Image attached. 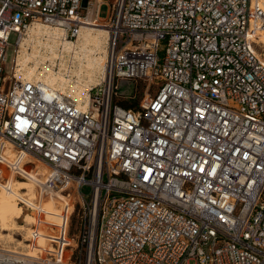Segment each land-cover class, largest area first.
Listing matches in <instances>:
<instances>
[{
  "label": "built area",
  "instance_id": "obj_1",
  "mask_svg": "<svg viewBox=\"0 0 264 264\" xmlns=\"http://www.w3.org/2000/svg\"><path fill=\"white\" fill-rule=\"evenodd\" d=\"M103 2L0 0V194L27 154L43 182L18 203L72 200L61 224H40L64 228L63 259L29 238L0 243V264H264V0H113L101 16ZM90 12L108 53L86 107L16 74L32 24L76 40ZM139 80L137 107L115 100Z\"/></svg>",
  "mask_w": 264,
  "mask_h": 264
},
{
  "label": "bare ground",
  "instance_id": "obj_2",
  "mask_svg": "<svg viewBox=\"0 0 264 264\" xmlns=\"http://www.w3.org/2000/svg\"><path fill=\"white\" fill-rule=\"evenodd\" d=\"M88 20L89 22L84 24L76 40L66 38L63 30L58 27L40 22L32 24L20 42L16 74L23 79L42 81L55 90L73 96L86 107L88 89L105 76L104 64L108 53L107 28L90 23L91 12ZM256 42L264 47V32L260 33ZM26 158L29 159L27 154H19L14 157L13 164L16 165L15 168L19 172H23L22 174L27 176V183L15 179L14 169L4 170L7 179L5 183L1 184L0 236H7L8 240L13 241L15 239L11 232L24 230L23 232L27 233L25 240L30 238L34 241L32 247L36 245V242L43 246L47 245L48 241L45 228L40 224L46 221L61 224L62 209L67 210L68 216L72 203L71 201L67 203L63 198L64 203H62L57 198L58 194L53 193L52 197L41 199L39 204L31 203L35 207L36 214H30L27 212L28 210L19 205L17 203L19 198H23L27 202L35 199L37 184L43 182L39 176L29 173L33 171L35 162L26 160ZM25 165L28 166V169L25 168ZM27 188L32 189L30 195L25 192ZM52 202L59 204L56 208L48 209L46 204ZM22 217L26 224L19 223L18 220ZM34 224L37 225L36 228L33 226ZM5 231L10 233H4ZM23 244L25 242L19 240V245L23 246ZM53 251L55 254L57 253L56 249Z\"/></svg>",
  "mask_w": 264,
  "mask_h": 264
},
{
  "label": "rangeland",
  "instance_id": "obj_3",
  "mask_svg": "<svg viewBox=\"0 0 264 264\" xmlns=\"http://www.w3.org/2000/svg\"><path fill=\"white\" fill-rule=\"evenodd\" d=\"M111 2H113V0H104V2L102 3L101 8H100V14L102 16L107 15L108 10H109V4ZM92 24H94L96 26L103 27V26H101V25H99L97 23H92ZM16 39H17V33H15V32L11 33L10 38H9V41H10L11 44L8 46V48L6 50V55H5V58H6V63H5V66H4V73L5 74H11L12 73V67H13V64H14V57H15V48H16L15 42H16ZM258 46L260 47V52H263V56H264V47H262L261 45H258ZM146 85H147V82L145 80H139L137 82L127 83V85L124 86L121 89L120 93L116 96L115 100L117 102H119L120 104H122V105H130V104H132V105H135V107H137L142 102L143 98L145 97ZM154 92H155V87L151 86V88L149 90V93L153 94ZM36 165H37L36 163L33 164L32 170L34 172L37 171L34 168ZM25 168L28 169V166L25 165ZM33 171H30L29 173H34ZM23 176H25V175H23ZM24 178H20L18 176L15 177L16 180H20V181H23V182L27 183V176H25ZM20 191L22 192L23 190H20ZM25 192L30 195L32 193V189L31 188H27L25 190ZM61 198H63L67 203H70V201H72L71 198H65V197H62V196H61ZM17 203H18V200H17ZM18 204L21 205L20 203H18ZM58 204H59L58 202L47 203L46 207L48 209H53V208H56L58 206ZM21 206L23 207V205H21ZM23 208H26V207H23ZM64 210L65 209H62L63 213L67 212V210H65V211ZM27 212H29V211H27ZM30 214H32V213L30 212ZM66 216H67V214H66ZM18 221H19V223L26 224V222L24 220V217H22ZM23 231L24 230H22V231L21 230L12 231L11 233H12L14 239H15L13 241H11L10 239L8 240L7 236H4V235L1 234L2 236H0V243H2L4 245H7V246H10V247H14V246H17V247L20 246L21 247L22 245H19V240H20V241L25 242V244H23L22 248L26 247V244H28L30 242L28 241V238H27V240H25V237L27 236V233L23 232ZM4 233H10V232L9 231H5ZM45 234H46L47 241L50 240V239H54L57 242H59V248H56V250H57L56 255L63 259L64 256H65L63 248H64L65 241L67 240L66 239V233H65L64 229H60L59 232L56 233V234H52V233H49V232L45 231ZM73 243H74V241H73ZM32 248H35V247H32ZM84 259H85V252H84V256L82 257V264H84V261H85ZM190 264H195V261L194 260L190 261Z\"/></svg>",
  "mask_w": 264,
  "mask_h": 264
},
{
  "label": "trees",
  "instance_id": "obj_4",
  "mask_svg": "<svg viewBox=\"0 0 264 264\" xmlns=\"http://www.w3.org/2000/svg\"><path fill=\"white\" fill-rule=\"evenodd\" d=\"M125 106H128V107H129V106H130V107H133V106H135V105H132V104H130V105H125Z\"/></svg>",
  "mask_w": 264,
  "mask_h": 264
},
{
  "label": "water",
  "instance_id": "obj_5",
  "mask_svg": "<svg viewBox=\"0 0 264 264\" xmlns=\"http://www.w3.org/2000/svg\"><path fill=\"white\" fill-rule=\"evenodd\" d=\"M126 82H122V85H124Z\"/></svg>",
  "mask_w": 264,
  "mask_h": 264
},
{
  "label": "crops",
  "instance_id": "obj_6",
  "mask_svg": "<svg viewBox=\"0 0 264 264\" xmlns=\"http://www.w3.org/2000/svg\"><path fill=\"white\" fill-rule=\"evenodd\" d=\"M102 16V15H101Z\"/></svg>",
  "mask_w": 264,
  "mask_h": 264
}]
</instances>
